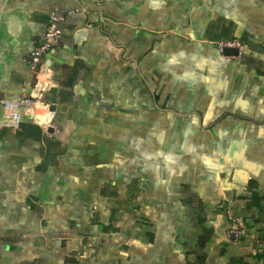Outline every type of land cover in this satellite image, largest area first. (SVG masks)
Masks as SVG:
<instances>
[{
	"label": "crops",
	"instance_id": "crops-1",
	"mask_svg": "<svg viewBox=\"0 0 264 264\" xmlns=\"http://www.w3.org/2000/svg\"><path fill=\"white\" fill-rule=\"evenodd\" d=\"M53 17L56 132L0 130V264H264V60L216 48L264 46V0H0V101Z\"/></svg>",
	"mask_w": 264,
	"mask_h": 264
},
{
	"label": "built area",
	"instance_id": "built-area-1",
	"mask_svg": "<svg viewBox=\"0 0 264 264\" xmlns=\"http://www.w3.org/2000/svg\"><path fill=\"white\" fill-rule=\"evenodd\" d=\"M61 22L62 19L60 17L52 18L51 22L46 25L41 42L30 51L25 59L30 74L35 80L33 90L28 94H23L17 101H0L3 108L0 130L18 129L23 117L27 116L32 123L39 125L48 137L55 134L56 128L51 120L53 113L49 110L50 105L44 102V97L51 89L55 88L56 84L53 78V71L46 64L44 57L47 53L60 47L62 43ZM216 47L220 54L226 48L236 49L238 52L237 56H231L230 58L239 59L242 54L249 52L247 46L241 44L238 40L220 42L217 43ZM252 54L258 59L264 60V52ZM39 109L42 113L38 112ZM43 116H46L45 120H43ZM229 220L231 228L228 230V235L238 239L244 233V225L230 215ZM261 245L264 247V240Z\"/></svg>",
	"mask_w": 264,
	"mask_h": 264
},
{
	"label": "trees",
	"instance_id": "trees-1",
	"mask_svg": "<svg viewBox=\"0 0 264 264\" xmlns=\"http://www.w3.org/2000/svg\"><path fill=\"white\" fill-rule=\"evenodd\" d=\"M232 40H238L241 44L246 45L247 48H248V50H249L248 53H244V54H242L240 56V58H239L240 60H242V59H248V58H252L254 60H257L258 58L255 57L252 53H263L264 52V46L260 47L259 50H254V49H252V46H250V44L248 42H246L245 40H243V39H234V38H232V39H226V40L217 41L216 42V46H217V43L225 42V41H232ZM258 60H260V59H258ZM46 96H47V94L44 97V102L48 104V102L46 101ZM23 118H29V117L25 116Z\"/></svg>",
	"mask_w": 264,
	"mask_h": 264
},
{
	"label": "water",
	"instance_id": "water-1",
	"mask_svg": "<svg viewBox=\"0 0 264 264\" xmlns=\"http://www.w3.org/2000/svg\"><path fill=\"white\" fill-rule=\"evenodd\" d=\"M238 52L236 49H230V48H226L223 50L222 55L225 57H231V56H237ZM1 73H2V65L0 64V77H1ZM50 91H54V89H51ZM57 109L56 105H50L49 106V110L51 112H55Z\"/></svg>",
	"mask_w": 264,
	"mask_h": 264
}]
</instances>
